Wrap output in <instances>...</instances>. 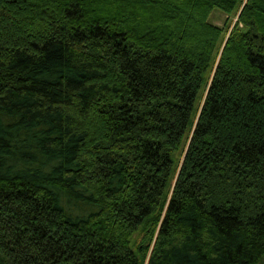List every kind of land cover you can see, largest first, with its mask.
Instances as JSON below:
<instances>
[{"label":"trees","instance_id":"trees-1","mask_svg":"<svg viewBox=\"0 0 264 264\" xmlns=\"http://www.w3.org/2000/svg\"><path fill=\"white\" fill-rule=\"evenodd\" d=\"M263 257L264 0H0V264Z\"/></svg>","mask_w":264,"mask_h":264},{"label":"rangeland","instance_id":"rangeland-1","mask_svg":"<svg viewBox=\"0 0 264 264\" xmlns=\"http://www.w3.org/2000/svg\"><path fill=\"white\" fill-rule=\"evenodd\" d=\"M236 16H227L225 15L222 11L215 9L211 16L209 21L219 27H224L225 25L230 24L231 27H233L234 23L236 22ZM259 264H264V257L261 259V261L259 262Z\"/></svg>","mask_w":264,"mask_h":264}]
</instances>
